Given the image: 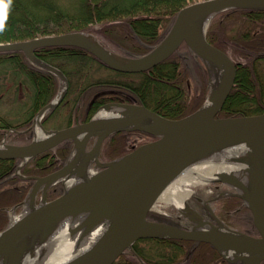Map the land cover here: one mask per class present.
I'll use <instances>...</instances> for the list:
<instances>
[{"label": "water", "instance_id": "obj_1", "mask_svg": "<svg viewBox=\"0 0 264 264\" xmlns=\"http://www.w3.org/2000/svg\"><path fill=\"white\" fill-rule=\"evenodd\" d=\"M232 8L264 9V0H198L177 12L169 31L148 52L141 55L117 53L90 31L75 30L46 34L30 39L0 42V51L21 50L35 64L59 77L56 96L36 113L34 122L42 130L28 143L0 142V159L19 158L17 174L33 178L24 202L28 207L0 231V264H23L26 256L43 244L58 223L66 218L79 222L70 226L81 241L103 226L102 233L87 249L62 264H112L140 238H178L212 244L228 261L261 264L264 260V111L256 114L217 116L236 78L231 56L212 44L206 36L211 19ZM182 43L203 61L209 76L205 102L181 118H169L140 103L107 102L87 121L48 130L42 115L55 108L68 90V78L57 66L41 58L35 50L44 46L72 45L83 48L103 63L123 72H139L169 57ZM101 109L111 114L100 116ZM121 130H142L155 135L133 150L101 161L105 138ZM93 144L87 148L90 140ZM73 140L67 161L45 175H24L21 168L34 156ZM241 145L244 153L230 157L243 162L247 182L236 175L220 173L217 180L232 182L242 189L260 235L215 225L188 208L184 215L194 225L184 227L149 218V212L166 187L189 165L214 156L225 148ZM94 162L99 169L90 171ZM79 178L55 198L47 191L56 182ZM41 190L40 201L37 202ZM16 205L15 207H17Z\"/></svg>", "mask_w": 264, "mask_h": 264}, {"label": "trees", "instance_id": "obj_2", "mask_svg": "<svg viewBox=\"0 0 264 264\" xmlns=\"http://www.w3.org/2000/svg\"><path fill=\"white\" fill-rule=\"evenodd\" d=\"M194 1L197 0H79L75 8L70 9L58 0H13L5 31L0 33V42L74 30L95 32L93 24L101 23L99 31L121 51L142 54L162 39L171 27L178 10ZM207 38L230 53L237 63L234 86L218 115L264 111V79L260 75V66L264 62V10L235 8L223 11L212 19ZM105 44L108 45L106 42ZM36 54L59 66L67 74H70V70L60 64V60L92 58L103 64L87 50L71 45L41 47L36 50ZM181 59L182 56L177 50L167 59L141 72L115 70L124 76L135 75L133 80L108 77L85 85L81 89V104L74 108L77 111L72 116L74 119L71 123L78 119H88L101 104L111 100L143 103L172 118L191 113L205 100L209 88L207 71L202 61L197 58L201 88L200 92L189 98L185 89L188 70L182 66ZM0 72H3L2 76L0 74V93L7 87V81H11L12 85L18 84L15 73L22 72L30 80L35 89L33 113L49 102L58 90L57 76L34 64L20 50L0 51ZM28 125V122H22L15 127L26 128ZM11 126L12 124L0 115V141ZM28 132L9 131V134L26 140ZM124 145V132H117L107 139L104 152L110 157H115L125 153ZM71 146L72 142L66 141L55 152L49 150L38 154L22 168V173L44 175L60 167L67 159ZM17 163V159H0V187H3L0 190V230L9 221L7 208L21 202L28 191L27 185L14 184L15 180H21L18 175L11 177ZM61 191L62 185L56 184L50 188L48 196L54 197ZM141 241L174 244L177 251L164 260L151 259L139 248L138 243ZM134 248L147 264H181L188 257L192 264H213L221 259L226 262L205 242L148 238L137 241ZM113 264L141 263L137 258H131L124 253Z\"/></svg>", "mask_w": 264, "mask_h": 264}, {"label": "rangeland", "instance_id": "obj_3", "mask_svg": "<svg viewBox=\"0 0 264 264\" xmlns=\"http://www.w3.org/2000/svg\"><path fill=\"white\" fill-rule=\"evenodd\" d=\"M58 1L62 3L65 7L74 9L76 4H78L79 0H58ZM101 26H102L101 23H94L93 29L95 30V32L93 33H95L103 43L105 42L108 43L110 48L118 52H122L121 49L114 42L109 41L108 38L99 31V28ZM178 50L180 55L182 56L181 59L182 66L188 70L187 77L185 79V89L188 97L191 98L193 95L200 92V88H201V75H200L199 62L197 57L187 46L181 45ZM123 52H125V50ZM60 61H61L60 64H62L64 67L69 68L68 70H70V74H68L69 75L68 78L70 79V84L71 83L72 84L69 87L66 97L61 102V104L55 109V111L49 113L48 116L45 117L46 119L44 118L45 119V121L43 120L44 126L49 129L66 126L69 123H71V121L74 119V118L72 119V116L75 114V111H77L76 109L74 110V108L76 107V105L81 104L80 101L81 89L85 85L97 81L98 79H103L108 77L116 78V79H132V80L135 79L134 77L135 75L133 74L127 76H124L123 74H118L116 73V71L102 65L97 60H94L92 58L78 57L76 59L75 58L69 60L63 59ZM0 74L2 76L3 72H0ZM260 75L264 79V62H262V66H260ZM15 76L19 80L18 84L12 85L11 81H7L6 82L7 87L0 93L1 96L0 115L3 116L6 120H8V122H10L12 126H16L17 124H20L22 122H28L29 125L27 127H29L31 124L34 125L35 112L33 113L32 107H33V96L35 89L32 83L30 82V80L26 78L22 72H20L19 74L15 73ZM207 80H208V76H207ZM58 89H59V85H58ZM75 122L77 121H74L73 123ZM14 128H16L17 130L25 129V127L22 128L14 127ZM31 129H33V131L35 130L34 127H31ZM9 130L12 132L13 131L17 132V130L13 129V127H10ZM8 134L6 133V136L4 135L2 137L7 142L25 141L24 140L25 138L16 136L15 134L12 135L11 134L8 135ZM26 136L28 137L26 141L31 138V134H29V132L27 133ZM146 139L147 137L141 133H127L125 135V145H124L125 152L131 149L130 147H133L135 144L144 142ZM57 148L58 147L52 149L51 151L55 152ZM72 148L73 145L71 146L70 153L72 151ZM120 155L122 154H119L115 157H110L106 155L104 152V154H102V157H104V160L107 161L112 158H116ZM14 184L27 185L28 191L31 186L30 181H26L23 179L17 180L16 183ZM58 184L61 185L60 182ZM28 191L26 193V196L28 194ZM160 203L161 204L158 205V208L166 213H171L172 211L176 210L175 204L172 203L171 201L161 200ZM19 211L18 213H14V211L11 209L10 211L8 210V214L11 218H13L15 215L17 216L19 215L20 213ZM138 246L151 259L162 260L168 257L169 255H172L174 253L176 254L177 251V247L174 246V244H165V243H157V242L152 243L148 241H141L138 243ZM130 257L134 258V256L132 255Z\"/></svg>", "mask_w": 264, "mask_h": 264}, {"label": "bare ground", "instance_id": "obj_4", "mask_svg": "<svg viewBox=\"0 0 264 264\" xmlns=\"http://www.w3.org/2000/svg\"><path fill=\"white\" fill-rule=\"evenodd\" d=\"M100 116L111 114L110 111L101 109L98 113ZM36 134L41 136L42 130L36 124ZM244 153L241 145H233L225 148L220 152L217 161L208 159L199 160L189 165L184 172L179 174L171 182L172 184L166 189L162 195V199L166 201H179V195L188 193L185 189L189 182L197 183L207 181L213 178L216 169L239 170L243 166V162L230 160V157H237ZM79 180L76 178L75 181ZM79 221L66 218L56 225L48 239L36 246L32 255L26 256L23 264H62L67 259L77 255L87 249L102 233L103 226H98L89 232L81 241H79V233L71 234L69 227L75 226Z\"/></svg>", "mask_w": 264, "mask_h": 264}, {"label": "flooded vegetation", "instance_id": "obj_5", "mask_svg": "<svg viewBox=\"0 0 264 264\" xmlns=\"http://www.w3.org/2000/svg\"><path fill=\"white\" fill-rule=\"evenodd\" d=\"M78 121L82 120L78 119ZM127 133H141L145 135L147 139L150 138V135L144 134L141 131L137 130L124 132L125 135ZM93 141L94 139L90 141L88 148L92 146ZM105 144L106 142H104L100 151V158L103 161H106L104 160V157H102V154H104ZM222 171L227 173L228 175L234 174L238 176V178L241 179L243 183L247 182L246 173H244L243 171L241 173H238L230 172V170H215L214 173L218 174ZM14 175L15 173H13L11 177H13ZM2 189L3 187H0V190ZM240 194H242V189L237 184L213 180L201 181L193 185L189 189L188 193H182L179 195V202L184 209L182 213L178 211H172L171 213L166 214V216H161V218L171 223L182 225L185 227L192 226L195 224L194 221H192L188 216L184 215V211L188 208H191L198 214H200V216L209 223L217 225L221 222L229 228L258 236L260 232L254 224L253 214L248 208V203ZM171 202L174 203V200H172ZM186 205H189L190 207L187 206V208ZM129 253V250L126 251V254L128 256H131ZM169 257H171V255L166 258ZM181 264L192 263L190 262V259L188 257L185 259V262H182ZM213 264L244 263L240 261L229 262L227 260L225 262L221 259L218 263Z\"/></svg>", "mask_w": 264, "mask_h": 264}, {"label": "clouds", "instance_id": "obj_6", "mask_svg": "<svg viewBox=\"0 0 264 264\" xmlns=\"http://www.w3.org/2000/svg\"><path fill=\"white\" fill-rule=\"evenodd\" d=\"M13 0H0V33L5 31L8 13Z\"/></svg>", "mask_w": 264, "mask_h": 264}]
</instances>
